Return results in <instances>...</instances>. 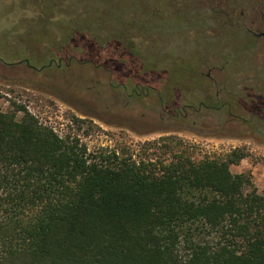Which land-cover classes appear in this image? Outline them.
Returning <instances> with one entry per match:
<instances>
[{
  "label": "trees",
  "instance_id": "obj_1",
  "mask_svg": "<svg viewBox=\"0 0 264 264\" xmlns=\"http://www.w3.org/2000/svg\"><path fill=\"white\" fill-rule=\"evenodd\" d=\"M16 1L19 10L56 20L75 7L74 0H50L49 7ZM153 1L148 14L158 33L169 16L181 17L189 30L209 23L196 11L197 0ZM208 6L214 23L249 33L242 49H254L243 18L230 10L222 19L224 11ZM130 32L143 34L136 19L123 23L117 41L124 46ZM139 47L128 51L139 55ZM233 50L204 54L228 63L222 53ZM184 67L194 70L187 61ZM154 144L161 149L156 158H135L126 147L93 152L23 104L0 106V264H264V190L250 172L231 169L249 150L197 155L176 136Z\"/></svg>",
  "mask_w": 264,
  "mask_h": 264
},
{
  "label": "rangeland",
  "instance_id": "obj_2",
  "mask_svg": "<svg viewBox=\"0 0 264 264\" xmlns=\"http://www.w3.org/2000/svg\"><path fill=\"white\" fill-rule=\"evenodd\" d=\"M43 2L49 7L50 0ZM210 2L234 16L241 11L248 28L264 32V0H197L196 11L209 22L201 31L189 30L181 17L169 16L161 33L156 18L148 14L156 4L153 0H74L75 7H66L57 20L48 13L51 17L41 18L37 11L19 10L16 0H0V51L24 45L35 64L30 68L25 62H0V106L7 110L13 101L23 104L43 124L61 136L79 138L93 152L126 147L135 158H156L161 149L150 142L164 136L182 139L197 155L245 146L250 156L231 169L250 172L262 192L264 36L258 38L257 48L243 50L251 35L214 23ZM127 19L142 25L143 34L130 32L124 43L127 48L140 45L139 55L116 39ZM72 22L86 29L74 28ZM58 46L66 50L61 64L50 62L58 58ZM233 47L232 53H222L228 63L204 54ZM195 57L206 62L195 64ZM186 61L194 70L184 67ZM123 79L126 86L120 85Z\"/></svg>",
  "mask_w": 264,
  "mask_h": 264
},
{
  "label": "flooded vegetation",
  "instance_id": "obj_3",
  "mask_svg": "<svg viewBox=\"0 0 264 264\" xmlns=\"http://www.w3.org/2000/svg\"><path fill=\"white\" fill-rule=\"evenodd\" d=\"M227 15V13H221L220 15ZM240 19H242L243 17H242V12L240 11V13H239V16H238ZM254 32V31H253ZM254 34V39H255V43H254V49L255 48H257L256 47V45H258L257 43H258V38L259 37H261V36H264V32H258V33H256V32H254L253 33ZM20 47H21V49L20 50H17L16 48H15V50H13V49H8V50H5L4 52H2V51H0V53L1 54H5L8 58H12V57H15L14 59L15 60H13V61H8V60H6L5 59V56L4 55H1L0 54V62L3 64V66L4 65H9V66H14V65H16V64H21V63H23V62H25L26 64H27V66H29L30 68H34L35 66V64L33 65V62L31 63V61L29 60L30 58H29V56H26V48H25V46L24 45H20ZM54 49H56V51H54V53H55V55L56 56H58V58L57 57H55V58H51L50 59V62H59V64H61L62 63V61H65V59L67 58L66 57V55H65V51L66 50H64V48L62 47H55ZM61 50H63L64 52V54L62 53V51ZM56 58L58 59L57 61H56ZM70 63V61H68V64ZM126 84H127V81L126 80H124L123 79V81H120V85H123V86H126ZM136 85H138V84H136ZM137 88L135 89V93L134 94H139V89H138V86H136ZM162 103H163V100L161 101ZM163 105L166 107V105H165V103H163ZM188 106H192V104H188ZM164 107V108H165ZM181 113H179V112H177V114L175 113V115H180Z\"/></svg>",
  "mask_w": 264,
  "mask_h": 264
},
{
  "label": "crops",
  "instance_id": "obj_4",
  "mask_svg": "<svg viewBox=\"0 0 264 264\" xmlns=\"http://www.w3.org/2000/svg\"><path fill=\"white\" fill-rule=\"evenodd\" d=\"M243 160H244V159H243ZM243 160H242V161H243ZM256 170H257V168L253 169V173H254L255 176H256V173H257ZM263 177H264V174H263Z\"/></svg>",
  "mask_w": 264,
  "mask_h": 264
}]
</instances>
